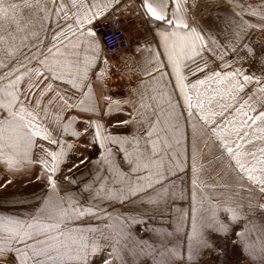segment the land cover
Segmentation results:
<instances>
[{
    "label": "snow or ice",
    "instance_id": "snow-or-ice-1",
    "mask_svg": "<svg viewBox=\"0 0 264 264\" xmlns=\"http://www.w3.org/2000/svg\"><path fill=\"white\" fill-rule=\"evenodd\" d=\"M246 7L250 15L264 20V0ZM24 9L34 10V19L27 24ZM114 13L131 14L155 28L152 41L144 47L136 41L133 51L148 53L141 71L151 77L160 89V101L167 105L158 102L153 109L142 98L140 107L147 111L121 121L142 125L132 135L113 134L95 118L93 84L103 80L107 69L101 66L89 83V73L107 63L101 61L96 29L118 23ZM236 15L239 21H230L236 43L220 44L211 33L189 24L186 0H0V166L15 174L39 165L42 175L37 179L45 184L32 211L0 214V258L11 255V264H90L102 254V264H235L233 254L245 251L254 264L257 260L264 264V238H252L256 225L242 214L238 202L197 200L202 165L198 166L195 139L200 131L207 133L219 158L227 159L240 189L264 193V51L257 55L244 44L247 29L256 25ZM53 17L60 30L44 55L35 23L46 28L45 21L52 22ZM32 39L36 50L18 59L27 47L25 41ZM152 43L163 53L152 50ZM238 47L256 59L259 75L234 66L236 60L229 63V51L242 63ZM161 67L171 68L172 92ZM197 73L200 78L189 79ZM29 94L32 100L26 103ZM104 98L107 114L122 111L129 103ZM76 112L83 114L82 127H76ZM185 124L193 133L190 229L185 227L188 213L172 206L176 198L183 199L177 180L187 170ZM69 136L84 138L99 154L98 160L78 157L89 169L87 177L64 173L75 147L68 143ZM117 152L122 160L116 159ZM61 176L77 191L62 188L57 181ZM113 201L134 208L127 215L110 212L104 205ZM252 207L249 203L248 209ZM258 207L264 213V204ZM157 215H169L175 228H146L151 233L147 238L133 233V225L147 224ZM91 219L100 226L66 227ZM259 231L264 233V226Z\"/></svg>",
    "mask_w": 264,
    "mask_h": 264
},
{
    "label": "crops",
    "instance_id": "crops-1",
    "mask_svg": "<svg viewBox=\"0 0 264 264\" xmlns=\"http://www.w3.org/2000/svg\"><path fill=\"white\" fill-rule=\"evenodd\" d=\"M20 2V0H17ZM262 3V0H186L187 4V20L189 24L197 26L204 33H211L220 44L236 43L235 37L233 36V27L234 25L230 22L231 20L239 21V16L236 15L239 13L243 16V19L246 22H249L255 27L247 29L244 38V44L249 45L252 49H262L264 48V20H260L258 17L252 16L249 14L247 5H259ZM235 4H240L241 7H234ZM34 10L24 9L23 10V21L24 24H27V21L30 17H33ZM55 17L52 18V22L45 21L46 28H41L39 23H35V30L39 31L40 40L43 41L42 45H39L40 49L43 51L44 55H48L46 48L51 46L52 36L55 35L60 29L54 23ZM71 23V21H69ZM64 21L61 18L60 25L63 26ZM32 30V26H28L29 33ZM155 28L151 25L144 28H138L134 30L130 36L132 40V45L130 50L127 52L126 60L124 61L128 65V72L131 75V78L128 82H125L124 88H120L119 85V70L114 74V78L108 74H105L102 81L94 83V97L93 103L98 102L96 108L95 118L104 124L105 128L115 129L118 127L120 114L125 111L135 112H146L147 110L140 107L141 99L143 98V103L150 105L153 109L156 108L157 103L160 102L161 107H167L166 103L160 101L159 97V88H155L152 83L151 77L144 75L141 69L144 67L143 60L144 57L148 55L147 52L143 55L138 54L133 51L136 41H140L141 47H144L147 41H152ZM25 33H19L18 36H22ZM27 47L22 49L21 55L18 59H23V54L33 52L36 49L33 45H36V40L32 39L30 42L25 41ZM158 43V41H157ZM59 46V45H57ZM151 49L154 51H159L163 53V48L157 49L156 43L150 45ZM240 51V48H237ZM55 51V49L53 50ZM220 51H223L221 49ZM257 53V52H256ZM101 61H104L103 51L100 52ZM240 57H242V63L239 62L238 57H235L229 51L228 60L229 63H232L234 60L238 61L234 66L242 67L247 73L251 74L253 72L256 75H259L255 71L257 61L256 59L249 57L243 51H240ZM161 63L166 64L167 60L165 56H161ZM104 64L98 65L93 72L89 73L90 80L89 83H92L96 77L95 73L100 70V67H104ZM117 66L116 68H119ZM161 71L164 72L163 80L167 82L169 87L168 91L172 92V88L175 84V78L171 75V68L161 67ZM158 73H153V76H158ZM200 78V74L197 73L196 77H189L190 80ZM59 83V82H57ZM65 90L69 86H63ZM155 89V90H154ZM35 92V89H33ZM178 94V89L176 90ZM105 96L111 97L113 100L128 101L129 103L123 104L122 111H114L112 114H107L108 107L105 100ZM153 97L158 98L154 101ZM21 100H25V97H21ZM32 100V94H29L27 100L30 102ZM175 101V96H174ZM182 104V98H181ZM71 114V113H70ZM76 127H82L79 123L81 116L83 115L80 112H76ZM187 113L185 112V116ZM129 119V115L122 117L123 121ZM139 118V117H137ZM186 134V144L188 145V169L186 173L180 174V179L177 180V184L183 190V199L176 198L174 205L175 208L183 209L188 213V220L185 225L186 228L190 229L191 225V216L190 209L192 204V183H191V153L193 147V133L190 125L186 124L185 127ZM79 145H88L84 138L74 141ZM73 142V143H74ZM195 144L199 152L198 157V166L202 165V171L199 173L200 179L198 180L197 185V200H206V201H223L225 199H232L238 202L243 208L244 213L248 215V205L252 204L253 217L251 214L248 216L251 217V221L256 225L255 229V239L262 238L263 233L259 231V228L264 224V213L261 212L258 205L264 204V193H260L258 190L254 192H249L246 189L242 190L238 187L239 181L235 174L228 167L227 159H220L219 152L216 151L212 141L208 139L207 133L200 131L195 139ZM37 155L39 152L37 150ZM40 166L34 165L28 171H17L15 174H11L7 168L0 166V192L9 188V187H18L22 188L24 180L29 182L31 185H37L38 179L40 176L39 173ZM35 173V175H33ZM11 178H15L14 182L8 184ZM221 189L220 190H217ZM16 190L18 188H15ZM252 209L250 211H252ZM189 211V212H188ZM164 222V223H163ZM165 228L168 225V228H165L167 231H172L175 227V224L172 222L169 215L165 216V219L156 222L153 225L147 226L148 228L162 226ZM241 226H244L241 224ZM261 237L259 238V236Z\"/></svg>",
    "mask_w": 264,
    "mask_h": 264
},
{
    "label": "rangeland",
    "instance_id": "rangeland-1",
    "mask_svg": "<svg viewBox=\"0 0 264 264\" xmlns=\"http://www.w3.org/2000/svg\"><path fill=\"white\" fill-rule=\"evenodd\" d=\"M138 30V28L136 29ZM255 52H257L256 54L259 55L261 51H264V48L262 49H253ZM126 53L123 54L122 56H120L119 58H117L116 60V64L115 65H111V64H104V68L107 69L106 74L107 77H110L109 75H111L114 78V74L118 71L119 72V85L120 88H124V84L125 82H128V80L131 78L130 73L128 72L129 68L128 65L124 62L126 60ZM117 66H120L119 68H116ZM259 69V64L257 63L256 65V69L255 71L259 73L258 71ZM154 99V98H153ZM158 98H155L154 101H156ZM126 108V107H125ZM123 110H126V109ZM129 113H125V111L123 113L120 114L119 117V122H118V127L117 128H106L109 131H111L113 134H119V135H132L138 131H140L142 129V125H140L139 123L137 124H127L124 125L121 123V121H123L122 117L129 115V119L125 120H130L134 114L135 111H129L127 110ZM185 115V113H184ZM139 119V118H137ZM154 119V117H153ZM183 123V122H182ZM185 127L186 124L184 125V132H185ZM74 140L71 136L68 137V143L70 144H75V147L71 150V156L69 157V163L67 166L64 167V173L72 175L76 178L80 177L81 175L87 177L88 176V172L89 169L86 168L83 164H79V160L78 157H81V155H85V156H91L93 160H98L99 159V154L96 153L94 151V149L92 148V146L90 145H79L76 144ZM187 138H186V134H185V140L183 141L185 149H186V155H187V169H188V145L186 144ZM74 142V143H73ZM114 147L115 150V146ZM116 159L117 160H122V153H116ZM87 163V161L85 162ZM73 164H77L78 167H72ZM69 169H71V171L69 172ZM39 173L40 176L42 175L41 173V169H39ZM15 178H11L10 179V183L8 182V184H11L14 182ZM58 183L61 185L62 188L67 189L69 191L75 192L77 191L76 187L74 185H68L67 182L63 179V177H58L57 178ZM15 188H18L17 190ZM45 190V184L41 179H38V184L37 185H31L29 182H27L26 180H24V184L22 186V188L20 189V186L18 187H9L3 191L0 192V214H6V213H18L20 215H23L26 212L32 211V206L35 205L37 203V198L41 195V193ZM220 190L221 189H218ZM61 194L63 195V192H61ZM17 201H19V203H17ZM104 207L107 208L108 211H113L115 210V212L118 213H123L125 215L129 214L130 212H132L134 206L130 205V204H125V205H121L119 202L117 201H113L111 203V206L105 204ZM189 212V211H188ZM251 214V217H253V209L252 211L248 210V215ZM167 216V215H165ZM165 216L163 218H161L159 215L156 216V218L154 220L148 221L147 224H136L133 225L132 227V231L135 235L139 236V237H144L147 238L151 233L146 231V228H148L147 226L149 225H153L156 222L165 219ZM191 216V213H190ZM250 217V218H251ZM253 222V221H252ZM164 223V222H163ZM149 224V225H148ZM94 226H100V222L95 220V219H91L90 221H88L86 224L85 223H69L66 225L67 228H73V227H79V228H83V227H94ZM264 226V224H263ZM159 227V226H156ZM160 227H164V225L162 224V226ZM169 226L166 225L165 228H168ZM175 227V226H174ZM243 226H241L242 228ZM237 231H240V228L237 229ZM255 229L252 232V238L255 239ZM261 237V235L259 236V238ZM262 238H264V233L262 235ZM13 257L11 255L8 256L7 259L4 258H0V264H11ZM102 259H103V255H96L94 258L91 259L90 264H102ZM233 261H235V264H254L253 258L251 255H248L245 251H237L235 254H233L232 256ZM147 264H151V261H147ZM255 264H259V261L257 260L255 262Z\"/></svg>",
    "mask_w": 264,
    "mask_h": 264
},
{
    "label": "built area",
    "instance_id": "built-area-1",
    "mask_svg": "<svg viewBox=\"0 0 264 264\" xmlns=\"http://www.w3.org/2000/svg\"><path fill=\"white\" fill-rule=\"evenodd\" d=\"M114 15L118 17V23L113 26H98L96 29L102 42L103 58L111 65H115L117 58L130 50L132 32L137 28L146 27L131 14L120 16L119 13H114Z\"/></svg>",
    "mask_w": 264,
    "mask_h": 264
}]
</instances>
